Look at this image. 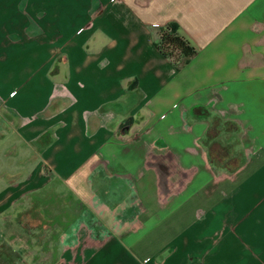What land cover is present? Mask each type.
Here are the masks:
<instances>
[{
	"label": "crops",
	"instance_id": "1",
	"mask_svg": "<svg viewBox=\"0 0 264 264\" xmlns=\"http://www.w3.org/2000/svg\"><path fill=\"white\" fill-rule=\"evenodd\" d=\"M172 20L196 47L177 62L157 46ZM227 121L242 157L220 171L207 138ZM72 195L143 211L144 231L79 242ZM47 196L54 217L25 223ZM17 259L264 264V0H0V261Z\"/></svg>",
	"mask_w": 264,
	"mask_h": 264
},
{
	"label": "rangeland",
	"instance_id": "2",
	"mask_svg": "<svg viewBox=\"0 0 264 264\" xmlns=\"http://www.w3.org/2000/svg\"><path fill=\"white\" fill-rule=\"evenodd\" d=\"M215 128L216 130L211 132L210 138H207V141H209L208 144L211 143V145L214 147L211 150V153L213 154L212 157L213 161L215 162V168L216 170L220 171L224 169H232L242 157L241 150L236 144L238 130L233 123L228 121L219 123V125H216ZM57 184L59 185L62 183L57 182ZM58 185H49V187L52 189H60ZM176 186V182L173 180L169 183L168 189L175 190ZM61 188L63 187L61 186ZM91 193L94 192L91 191ZM57 203H61V201H58L57 198L49 196L46 198L42 197L41 206L43 205L45 207L47 214L40 213L36 215L34 214V216L30 213L26 214L25 223H29L31 225H37V223H40V226H44V224L47 223L46 221H48L47 218L50 216L54 217L53 212L59 210V208L52 207ZM70 203H72V205L70 204L72 215L71 235L72 238H76L77 241L87 239L89 242L102 241L103 243L113 235H121L122 233L138 231L139 233H142V231H144L143 211L138 213L134 220H128L118 217L115 212L113 213L111 203L97 196L89 195V197H80L77 195H72ZM158 216L159 213H157L150 222H153L158 218ZM45 226H47V224ZM27 231L31 232L32 230ZM56 231L57 230L54 232ZM18 234L21 233L10 231L4 236L8 238L17 237L18 239H22L24 237ZM48 236L49 233L46 238H49ZM9 247L7 249H13L11 245H9ZM12 251L16 253V250ZM0 264H37V262L26 261L25 259H17L13 261L2 260L0 261ZM41 264H46V262H42ZM59 264H64V261H59Z\"/></svg>",
	"mask_w": 264,
	"mask_h": 264
},
{
	"label": "trees",
	"instance_id": "3",
	"mask_svg": "<svg viewBox=\"0 0 264 264\" xmlns=\"http://www.w3.org/2000/svg\"><path fill=\"white\" fill-rule=\"evenodd\" d=\"M177 28L178 23L174 20L170 21L168 26L160 28L157 41V46L161 52L171 57L175 62L196 51L195 45Z\"/></svg>",
	"mask_w": 264,
	"mask_h": 264
}]
</instances>
